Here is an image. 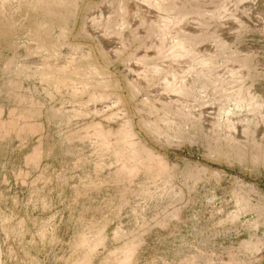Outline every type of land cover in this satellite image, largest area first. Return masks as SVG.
<instances>
[{
	"label": "rangeland",
	"instance_id": "374dc122",
	"mask_svg": "<svg viewBox=\"0 0 264 264\" xmlns=\"http://www.w3.org/2000/svg\"><path fill=\"white\" fill-rule=\"evenodd\" d=\"M0 264H264V0H0Z\"/></svg>",
	"mask_w": 264,
	"mask_h": 264
}]
</instances>
